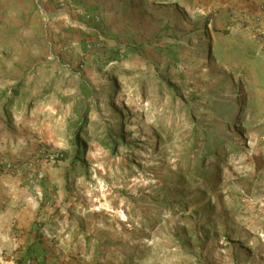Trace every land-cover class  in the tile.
<instances>
[{"label": "rangeland", "instance_id": "rangeland-1", "mask_svg": "<svg viewBox=\"0 0 264 264\" xmlns=\"http://www.w3.org/2000/svg\"><path fill=\"white\" fill-rule=\"evenodd\" d=\"M99 1L72 63L0 0V264H264V2Z\"/></svg>", "mask_w": 264, "mask_h": 264}, {"label": "crops", "instance_id": "crops-1", "mask_svg": "<svg viewBox=\"0 0 264 264\" xmlns=\"http://www.w3.org/2000/svg\"><path fill=\"white\" fill-rule=\"evenodd\" d=\"M82 1H83L84 5L90 9L100 8L99 5H101V2L99 0H82ZM251 1H256V2H247V0H241V2H239L237 5L239 6L240 10H248V11H251L252 14H254L255 12H256L255 14H259L264 0H251ZM2 2L4 4H7L10 11H12L17 16L26 17V22H28L27 20H28L29 15H32V23H33L32 25H36L39 27L43 26L42 19L40 18V16L36 12V0H2ZM48 8H49V11L51 12V14L53 16L54 21L59 23L58 28H55L56 30L54 32L55 33L54 37H56L55 38L56 41H58L60 39L61 42H60V44H58L56 46H58V48H59L61 44L66 43V42L69 43V44H67L68 50H66L62 54H65V55L67 54L66 59L71 60L73 63L76 61L77 54H79L81 52L80 50H82V48L80 49L78 47L80 42L84 41V39L86 37H88L94 33L91 30L86 31L85 29H83L80 26V24H77L74 14H71L68 11L66 12L65 10H57V8L54 5H51V6L49 5ZM68 18L72 21V23L69 24V26H71V27L69 29H64L62 27L61 23L65 19H68ZM54 27H56V25H54L53 28ZM102 28H104V30L102 29L103 30L102 32L104 33V31H105V33H106L105 26ZM261 28H262V31H260V35L263 34V37L262 38L259 37L258 39L259 40L262 39L264 41V23H262ZM85 35H86V37H85ZM254 35H255V33H254ZM7 44H8V42L6 40H2V42L0 41L1 48H3V46H7ZM58 48L56 47L54 49V51L57 50L56 52H60L61 50ZM52 60H54V59L48 58V60L45 61V63L48 64L46 66H51V69H49L50 71L55 70V66L58 64V63L53 61L54 63H52V65H50L49 63L52 62ZM33 77H34V75H33ZM77 80H78V78H76V81ZM67 81L72 82L75 80L73 78H71L70 80H69V78H67ZM83 84H84V82L81 81L80 86H82ZM54 87L55 86H52V87L50 86V88L45 90V93H48V94L53 93L54 94L56 92ZM1 89H3V87ZM35 90H36L35 88H32V89L30 88V90L27 91L26 95L31 98L34 95V94L32 95V93ZM34 119H35L34 114H31V116L29 117V113L28 114L26 113V115H24V112L23 113L20 112L18 118L15 116V121L20 122V123L22 122V127H23L22 129L26 130L27 134H29V131L31 132V130L35 129V126L40 122V121H35ZM1 150L2 149L0 147V151ZM37 152H39V151H37Z\"/></svg>", "mask_w": 264, "mask_h": 264}, {"label": "built area", "instance_id": "built-area-1", "mask_svg": "<svg viewBox=\"0 0 264 264\" xmlns=\"http://www.w3.org/2000/svg\"><path fill=\"white\" fill-rule=\"evenodd\" d=\"M49 5H54L59 10H65L66 12L68 11L69 13L74 14L76 16V23L80 24L83 29L86 31L91 30L93 33L99 34L100 31L98 28L103 23V15L99 11H93L92 9L87 8L82 0H36V10L42 17L47 32L54 26V19L48 8ZM71 23L72 21L69 18L65 19L63 21V27H66V25ZM86 42L87 50L94 51V44L91 43V41ZM85 64L86 62L84 59H80L79 69L84 71L86 69ZM59 156V153L55 152L49 155V159L52 163H55ZM13 168L14 166L9 162V160L0 155V174L2 171H12Z\"/></svg>", "mask_w": 264, "mask_h": 264}, {"label": "trees", "instance_id": "trees-1", "mask_svg": "<svg viewBox=\"0 0 264 264\" xmlns=\"http://www.w3.org/2000/svg\"><path fill=\"white\" fill-rule=\"evenodd\" d=\"M121 51L120 50H116L115 54H119ZM115 61V58L113 56L110 57V61L109 62H113ZM40 242V240H39ZM34 245H38L37 243ZM36 246L33 247L30 246L28 251H27V255L24 256V258L21 260V262H23L25 260V258H29L30 264H34V263H44L45 262V251L43 249L40 248H36Z\"/></svg>", "mask_w": 264, "mask_h": 264}, {"label": "bare ground", "instance_id": "bare-ground-1", "mask_svg": "<svg viewBox=\"0 0 264 264\" xmlns=\"http://www.w3.org/2000/svg\"><path fill=\"white\" fill-rule=\"evenodd\" d=\"M98 208H100L99 210L100 211H107V210H105L104 208H105V206L102 204L101 206L99 205L98 206ZM102 208V209H101ZM100 211H98V212H100ZM112 212H113V214L117 217V218H123L124 220H127L128 219V217H127V215L122 211V210H119V211H114V210H112Z\"/></svg>", "mask_w": 264, "mask_h": 264}]
</instances>
